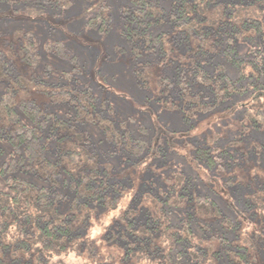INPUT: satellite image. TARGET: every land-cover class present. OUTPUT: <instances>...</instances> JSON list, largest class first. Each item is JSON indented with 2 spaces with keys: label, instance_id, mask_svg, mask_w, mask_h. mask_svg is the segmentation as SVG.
Segmentation results:
<instances>
[{
  "label": "trees",
  "instance_id": "trees-1",
  "mask_svg": "<svg viewBox=\"0 0 264 264\" xmlns=\"http://www.w3.org/2000/svg\"><path fill=\"white\" fill-rule=\"evenodd\" d=\"M84 1L93 10L86 26L108 32L109 0ZM1 2L58 9L72 4ZM167 2V10L162 0L118 5L139 87H152L161 106L188 123L233 93L264 89V0ZM237 43L249 45V58L239 54ZM52 46L64 54L60 42L46 45ZM218 55L221 61L215 63ZM16 59L30 69L39 62L29 31H15L0 49V83L5 84L0 96V264H264L260 188L237 185L230 176L206 181L179 171L155 190L112 179L111 164L99 168L88 135L76 123L94 124L106 143L138 156L137 162L144 159L145 142L98 112L88 87H49L32 73H17ZM38 93L69 105L72 113L63 118L43 112L35 100ZM245 112H253L254 127L264 128V106ZM132 188L129 202L115 213ZM108 213L115 214L92 234L95 221Z\"/></svg>",
  "mask_w": 264,
  "mask_h": 264
},
{
  "label": "rangeland",
  "instance_id": "rangeland-1",
  "mask_svg": "<svg viewBox=\"0 0 264 264\" xmlns=\"http://www.w3.org/2000/svg\"><path fill=\"white\" fill-rule=\"evenodd\" d=\"M121 1L109 0L112 26L106 33L86 26L93 10L84 0H72L66 9L1 2L0 49L10 44L15 31H29L37 43L39 62L30 69L16 59L17 73L25 76L32 73L49 87H88L96 97L98 112L118 126L122 123L134 138L145 142L144 159L137 162L138 156L114 150L106 143L94 124L76 123L88 135L89 148L96 152L99 168L111 164L112 179L155 190L173 171L189 177L200 175L206 181H214V177L221 175L230 176L237 185L248 182L252 190L260 188L264 195V128L254 127L253 112H245L264 106V89L253 90V94L252 90L233 93L192 123L182 121L177 112L161 106L152 87L137 85L132 71L135 61L121 34L118 7ZM162 5L168 9L167 0H162ZM55 42L63 45L64 54L57 53L53 46L46 47ZM248 47L247 43H237L243 58L250 57ZM219 61L220 55L214 59L215 63ZM226 68L229 77L236 79L235 70L230 65ZM206 69L211 71L212 66ZM4 88L5 84L0 83V96ZM35 100L43 112L63 118L72 113L69 105L52 103L42 93ZM0 188H4L1 179ZM132 191L133 188L124 196L115 213L129 202ZM115 213L95 221L92 234H98ZM117 253L115 249L114 254Z\"/></svg>",
  "mask_w": 264,
  "mask_h": 264
}]
</instances>
